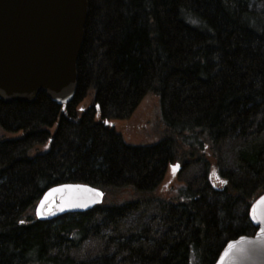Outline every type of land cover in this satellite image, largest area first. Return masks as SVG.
<instances>
[{
  "label": "trees",
  "instance_id": "obj_1",
  "mask_svg": "<svg viewBox=\"0 0 264 264\" xmlns=\"http://www.w3.org/2000/svg\"><path fill=\"white\" fill-rule=\"evenodd\" d=\"M88 4L69 103L45 94L33 104L0 100V129L23 133L0 138V264H215L229 241L254 234L248 212L264 193V0ZM150 93L161 104V138L129 145L109 124ZM89 96L91 107L78 111ZM254 127L258 134L238 150V173L216 175V146L247 140ZM176 163H201V184L156 197ZM61 184L101 189L104 203L38 221L37 203ZM120 190L132 198L116 200ZM147 204L164 212L160 229L122 232ZM93 238L103 242L98 256L73 255Z\"/></svg>",
  "mask_w": 264,
  "mask_h": 264
},
{
  "label": "water",
  "instance_id": "obj_2",
  "mask_svg": "<svg viewBox=\"0 0 264 264\" xmlns=\"http://www.w3.org/2000/svg\"><path fill=\"white\" fill-rule=\"evenodd\" d=\"M88 5V0H0L2 103L33 104L45 94L65 105L74 97ZM103 200L104 192L87 184L56 185L45 191L35 215L50 222L89 212ZM249 220L255 234L229 241L215 264H264V194L251 206Z\"/></svg>",
  "mask_w": 264,
  "mask_h": 264
},
{
  "label": "rangeland",
  "instance_id": "obj_3",
  "mask_svg": "<svg viewBox=\"0 0 264 264\" xmlns=\"http://www.w3.org/2000/svg\"><path fill=\"white\" fill-rule=\"evenodd\" d=\"M92 98L89 96L86 100L80 103L78 111H83L91 107ZM96 120H99L97 117ZM259 121L258 123H261ZM110 124L117 133L121 134L125 142L129 145H151L161 138L162 109L159 97L156 94H148L144 97L140 105L134 113L126 119L114 120ZM259 129V128H258ZM56 127L50 129L54 133ZM260 138L264 140V129L260 130ZM257 128L252 129L251 135L247 140L241 138H230L218 144L215 148V160L218 164V169H215L216 175L221 173L235 172L237 169V153L238 150L248 144V140L257 135ZM23 137L22 132L5 133L0 129V138L3 140H18ZM175 172V173H174ZM171 171L168 168L166 176L163 178L158 188L156 189V197L163 200H171L176 198L177 192L189 186L197 187L201 184V177L204 175V167L201 163H196L188 168H182L180 171ZM217 177V176H216ZM219 185V184H218ZM113 196L116 200H125L132 198L131 192L120 190ZM162 209L155 204H147L140 207L139 210L129 216L121 226V231L127 233L131 229L150 228L152 231H158L160 228L159 217L163 215ZM165 215V214H164ZM103 247L101 239L93 238L86 241L81 250L76 251L73 255L77 258L87 259L98 256Z\"/></svg>",
  "mask_w": 264,
  "mask_h": 264
},
{
  "label": "flooded vegetation",
  "instance_id": "obj_4",
  "mask_svg": "<svg viewBox=\"0 0 264 264\" xmlns=\"http://www.w3.org/2000/svg\"><path fill=\"white\" fill-rule=\"evenodd\" d=\"M171 166H169L168 168H170Z\"/></svg>",
  "mask_w": 264,
  "mask_h": 264
}]
</instances>
